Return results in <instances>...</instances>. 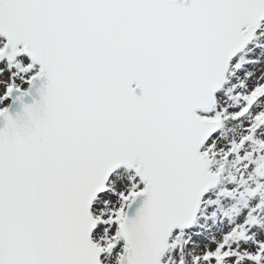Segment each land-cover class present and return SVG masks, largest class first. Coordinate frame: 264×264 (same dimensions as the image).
Here are the masks:
<instances>
[{"label":"snow or ice","instance_id":"6c2138e0","mask_svg":"<svg viewBox=\"0 0 264 264\" xmlns=\"http://www.w3.org/2000/svg\"><path fill=\"white\" fill-rule=\"evenodd\" d=\"M0 264H264V0H0Z\"/></svg>","mask_w":264,"mask_h":264}]
</instances>
